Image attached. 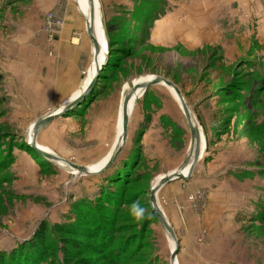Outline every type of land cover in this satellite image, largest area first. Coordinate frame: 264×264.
<instances>
[{"label":"rangeland","instance_id":"rangeland-1","mask_svg":"<svg viewBox=\"0 0 264 264\" xmlns=\"http://www.w3.org/2000/svg\"><path fill=\"white\" fill-rule=\"evenodd\" d=\"M15 1L17 0H0V7L4 4L10 7ZM121 1L98 0L105 39H112L113 41L111 46L113 50L111 53L108 52L106 62L109 59V66L111 67L112 64L116 67L112 66L109 71L107 70L108 73H111L109 77H106L103 73L102 79L98 78L96 80L97 85L102 84V90L99 95H94L97 89L92 90L93 100L89 104H92L96 99L104 100L113 97L114 93L121 94V91L123 93L124 90L129 89L132 83L142 81V79L151 77V75H160L173 81L182 94L191 98L192 101L197 99L196 97H191L197 88V97L211 92L214 96L212 100L217 101L215 104L217 111L202 119L203 125H206V130H211L210 135L213 137L211 148H215L222 135H226V141L238 143L234 148L236 165L248 166L251 169L256 167L263 171L264 132L262 131L263 126L261 125L258 128L257 123H263L264 121V96L261 102H255L254 99L258 98L257 92L254 91L257 79L255 75L252 76V73L249 76L250 67L243 62L227 64L224 60H221V56L224 55L223 51L218 49V51H215L216 48L212 47H207L206 51L193 52L183 47L165 50L148 44L145 40L148 39L149 33L143 23L136 20V16L138 19H142L139 18L140 15H143V11L150 8L152 0H133V3L131 2L130 4H133L132 9L135 11L136 16H134V19L130 18L129 20H127L128 16L126 14L122 15L119 13L120 15L116 16L112 10L116 7L114 5L115 2ZM160 3L161 0L156 3L158 4L157 6H161L162 4ZM75 6L77 9L76 3ZM125 6L129 8L127 5ZM1 12L2 8L0 9V25L5 19ZM17 12V8H10L9 13L11 15L15 16ZM50 12L54 13L62 21L61 26L54 31L56 34L64 25V15L62 11L56 9L48 11L44 18ZM121 33H125V36L122 37ZM46 38L48 42L53 40L50 41L48 35H46ZM115 39L121 40L116 42ZM103 42L108 49V42ZM91 61L92 47L90 64ZM87 72L84 75L85 77ZM1 78L2 75L0 73V80ZM243 82L246 83L248 90H246L247 94L240 98L242 94L240 90L235 88H240ZM262 85H264V82H262ZM249 91H252L255 96L250 97ZM3 102H5V99L0 97V135L6 134L5 139L0 140V164H3L4 158L9 153V136L7 135L11 136V147L14 153L15 149L22 150L20 145L25 142L24 138L28 132L14 131L11 130L10 126H7L5 121H3V117L6 116ZM117 104L116 110H119V103ZM79 106L81 105L79 104ZM163 106H180L171 89L164 85L155 86L136 101L134 110L130 115L131 122L127 132L128 138H126L122 151L115 160H125L132 154L131 150L135 147V144L138 147L135 154L137 160L128 171L127 179L115 186L120 187L124 202L116 211L115 220L111 224L113 228L112 234L116 236L119 243H126L125 245L128 248L126 252L131 254L130 260H126L122 264H171L172 240L168 237L157 218L151 215L149 202L150 189L159 178V174L165 172V169L161 168L163 163L160 162L159 154H144L143 146H141L142 139L137 142L135 139V144L132 145L133 137H131L132 133H134L135 122L138 118L140 119L142 113H145L148 117L150 114L147 110L149 112L157 111ZM178 114L180 122L185 129V134L180 133L171 123L170 125L175 134L172 137H167V142L171 144V149L173 150L172 155L175 163L180 156H182V162L186 161L187 151L190 148L188 125L183 113L180 111ZM194 118L197 123L196 117ZM211 118L216 122V125H214ZM158 125L163 129L162 120ZM74 128V125H69L66 128L67 134L74 135ZM199 130L202 132L200 127ZM177 133H180L181 136H176ZM142 134L135 135L134 133L137 137H142ZM164 134L163 130H161V135L163 136ZM201 136L200 157L201 155L204 157L203 152L206 151L207 145H205L203 132ZM69 144L70 147H76L73 140H70ZM111 148L112 146L108 153ZM22 151L28 153L33 158L32 161L43 160L34 151ZM76 153L79 152L76 151ZM76 156L78 157V155ZM152 157L156 158L152 160ZM14 161L6 168L0 166L1 257L7 259V253L12 251H15L16 256H19V251L21 250L19 244L22 241L29 240L42 227H44L45 238L42 244L38 243V245L39 250L41 247H44V250L43 256L38 258V264H62L63 251L60 248L63 245H69L70 243L65 239H70L75 235L79 236L82 234L83 236H79L80 239H83L85 243H96V246L97 242L91 236H86L80 232L70 234L68 231L56 230V227L64 225V222L79 226V223L74 220L76 213L74 211H77L74 205L77 199L89 197L93 203H102L103 200L98 198V193L100 189L102 190L103 185L108 182L105 181V177L112 172L113 168L110 170L106 169L100 175L79 174L77 171L72 172L75 171L72 169H70L69 173H66L61 172L58 165L51 163L44 165V159L38 171L31 172L28 169L29 171L26 170L25 174H23L24 171L21 172L18 168L11 170L10 167ZM69 161L72 160L70 159ZM128 161L131 162V160ZM96 164L97 162L89 163L88 166ZM63 166L66 167L65 165ZM262 171V175L259 176V172L249 176H246L245 173L236 174V181L244 184L243 186L249 189L250 193L256 190L258 185H260V189H257L259 190V195L257 192L254 195L258 202L255 203V201L250 199L251 202L249 201L248 207L252 208L249 211L246 209L239 211L245 213V215L241 216L239 213V217L238 215L236 216V224L233 228L224 226L210 229L211 227L199 226V229L194 230V227L182 224L172 226L170 224L179 241V250L176 255L178 264H264V171ZM249 180L250 187L247 186ZM205 197L206 195L199 189L196 194H190L187 198L195 205L196 213L198 214L205 207ZM137 202L141 208L145 209V218L140 221H137L132 213V205ZM157 202L161 210L167 213L169 217L176 215V220L177 218L180 219L178 207L174 203H172V206L170 205V201L167 195L163 193V190L157 193ZM104 213L105 211H103ZM106 215H108L106 220L110 222L111 215ZM54 239L57 240L52 245L51 241ZM35 250L39 251L38 249ZM28 251L30 249L24 250L23 256L27 255ZM79 255L88 259L86 264L121 263H114L103 258L97 250H92V248H85L79 252ZM27 258L28 263L34 264V259L36 258L33 251L28 254ZM8 262L9 259L7 264Z\"/></svg>","mask_w":264,"mask_h":264},{"label":"crops","instance_id":"crops-1","mask_svg":"<svg viewBox=\"0 0 264 264\" xmlns=\"http://www.w3.org/2000/svg\"><path fill=\"white\" fill-rule=\"evenodd\" d=\"M132 1L115 2L116 7L112 9L114 14H126L127 20L134 19L136 15L132 9L133 4H130ZM159 1L152 0L150 8L143 11V15L139 17L143 21L136 16V20L142 22L149 33L145 40L148 44L165 50L183 47L196 52L212 47L216 48L215 51H223L221 60L227 64L243 62L250 67L249 76L252 73L257 79L254 91L258 98L254 100L261 102L264 96V0H161L162 5L157 6ZM95 2L101 18L99 2ZM12 7L18 9L15 16L9 13ZM1 8V14L5 18L0 25V97L5 99L3 106L6 114L3 121L11 130L26 133L36 119L58 109L82 90L85 79L95 64H90L92 45L86 33L84 19L73 0H17L12 6L4 4ZM56 9L63 12L64 25L54 35L52 42H48L41 25L45 14ZM144 16H147L146 21ZM120 35L124 37L125 33ZM118 40L121 39H115L120 42ZM106 42L109 45L112 39L106 38ZM105 48L107 49V45ZM158 85L162 84L153 85L141 96ZM197 89L191 96L197 98L193 101L183 95L203 132L207 149L203 152L204 157L201 155L199 158L190 178L185 181L173 179L159 190L167 195L171 206L174 203L178 207L180 219L176 220V215L169 217L162 212L172 226L182 224L194 227V230L199 229V226L211 227L210 229L224 226L233 228L236 216L239 217V213L241 216L245 215L239 211H249L252 208L248 207L250 199L258 202L254 195L256 192L259 195L257 189H260L258 185L250 193L244 184L236 181V174L245 173L249 176L259 172V176L262 175V170L236 165L234 148L238 143L226 141V135H222L216 147L211 148V130H206L202 119L217 111V101L212 100L214 96L211 92L197 97ZM235 89L240 90V98L248 90L246 83ZM249 92V96L253 97L254 93ZM123 94L121 91V94L114 93L108 99H96L92 104L78 105L74 113L56 117L38 132L37 145L64 159L83 163L81 165L88 166L89 163L96 162L101 164L110 154L117 139ZM117 103L119 110H116ZM179 110L182 112L180 106H163L152 112L147 110L150 116L142 113L135 122V135L140 131L143 134L138 139L132 133V145L135 144V139L136 142L142 139L144 154L160 155V162L163 163L161 168L165 172L158 177L182 169L186 162H182L180 156L175 163L171 144L167 142V137L175 134L171 123L180 133L185 134ZM161 120L165 127L163 129L158 125ZM213 122L216 125L214 120ZM257 124L258 128L263 126L264 132V121ZM69 125H74V135L67 134L66 128ZM161 130L165 133L164 137ZM180 133L176 136H181ZM70 140H73L76 147H70ZM14 155L15 161L10 168H18L21 172L24 171L23 174L28 169L31 172L38 171L40 164L44 162V159L32 161L33 158L28 153L19 149H15ZM155 158L152 157V160ZM59 170L70 172L67 166H60ZM248 182L247 186L250 187V180ZM199 189L206 197L205 207L198 214L195 205L187 198L190 194H196Z\"/></svg>","mask_w":264,"mask_h":264},{"label":"trees","instance_id":"trees-1","mask_svg":"<svg viewBox=\"0 0 264 264\" xmlns=\"http://www.w3.org/2000/svg\"><path fill=\"white\" fill-rule=\"evenodd\" d=\"M144 21H146L147 16H144ZM143 21V19H142ZM113 42V41H112ZM112 43L109 42V47H108V52L111 53L113 50L111 48ZM115 66L111 64V67ZM109 66V59L108 61L104 64L102 67L100 74H99V79H102V74L104 73L106 77H109L111 73H108L107 70L109 71L111 69ZM116 67V66H115ZM107 72V73H106ZM245 84V82L241 83ZM98 87V88H97ZM97 89L94 95H99L102 90V84L97 85V82L95 83L93 87V91ZM91 91L85 98L84 102L81 103L80 105H86L89 104L93 98H92V92ZM146 92V91H145ZM77 107L68 111L66 114H72L76 111ZM6 134H1L0 135V140L5 139ZM138 135H141L139 132ZM9 136V150L7 153L8 155L4 158L3 164H0V166H3L2 168L8 167L14 160L15 156L14 153L12 152V147H11V136ZM140 136L137 138L139 139ZM22 150L26 151H33L25 142H22V145H20ZM138 147L135 146L132 148V154L130 157H127L125 160L121 161H115L109 168L107 169H112V172L109 173L105 177V181H108L106 185H103L102 190H99L98 193V198L102 199V203H93L89 197L85 199H77L75 201V207L77 211H74L75 213V218L74 220L79 223V226L76 224H72L69 222H64V225H60V227H56V230L59 231H68V233H83L86 236H91L93 237L97 245L95 246L96 243L91 244V243H85L83 239H80L79 236H83L82 234L79 236H72L70 239H65L68 240L69 245H63L60 249L63 251V263L62 264H86L88 259L85 257H80L79 252L84 250L85 248H92V250H97V252L100 253V256H102L105 259L111 260L114 263H120L125 262L126 260H130L131 254L129 252H126L128 250L126 243H119L117 240L116 236L113 235V228H112V222L115 220V214L116 211L120 208L122 203L124 202V199L122 198L121 195V190L120 187H115L119 183H123L124 180L127 179V174L128 171L130 170L131 166L136 162L137 157H136V152H137ZM8 159V160H7ZM128 160H131L129 162ZM44 165L49 164L48 161L45 160L43 163ZM110 176V177H109ZM109 178V179H108ZM113 184V185H111ZM117 191V192H116ZM103 211L105 213L103 214ZM150 213L151 215L155 216L150 208ZM110 214L111 216V221H107V217ZM156 217V216H155ZM77 223V224H78ZM115 226V225H114ZM42 227L40 231H36L34 233V236L31 237L29 240L22 241L19 246L21 250L19 251V256L15 255V251L7 253V259L4 257H1L0 255V264H7V260L9 259L8 264H31L28 263V254H30L33 251V254L36 259L34 264H38V258L43 256V250L44 247H41L39 250V245L38 243L43 242V239L45 238V233L43 231ZM57 239H54L51 241V244L53 245L54 242H56ZM115 243V244H113ZM40 244V245H41ZM116 247V248H115ZM27 252V255L23 256V251L24 250H29ZM35 249H38L39 251L37 252ZM3 258V259H2ZM33 262V261H32Z\"/></svg>","mask_w":264,"mask_h":264},{"label":"water","instance_id":"water-1","mask_svg":"<svg viewBox=\"0 0 264 264\" xmlns=\"http://www.w3.org/2000/svg\"><path fill=\"white\" fill-rule=\"evenodd\" d=\"M90 1V15L87 20H85L86 23V33L91 41L92 45V59L96 63V69L95 73L92 75V77L88 80L87 84L83 86L82 91H80L78 94H76L74 97L70 98L66 103H64L62 106H60L58 109H56L53 112H50L46 115H43L35 120V122L32 125V131H31V140L27 139L28 134L25 136L24 140L26 144L38 155H40L43 159L47 160L48 162H51L58 166H67L72 170L77 171L79 174H85V175H100L103 173L107 168H109L116 160V158L119 156L120 152L122 151V148L124 146V143L127 138V131H128V125L130 120V115L132 113L133 107L136 103V101L139 99V96H137L134 101L132 108H130L129 104L131 102V99L134 98V94H137V90L139 88H142V94L150 87L156 84H162L169 89L176 95L177 101L179 102L180 108L182 110V113L185 117V120L187 122L189 132H190V149L187 154V160L184 163V167H188L186 175L182 173V169H177L175 171H172L170 173L164 174L157 183L153 184V186L150 189L149 192V202L151 206V210L153 214L156 216L158 222L160 225L164 228L168 236L174 241V248L171 251L170 260L171 264L176 259V255L179 250V241L177 239L176 233L174 232V229L164 216V213L160 209L158 202H157V193L161 189V187L173 180V179H183L187 180L191 177L195 166L198 163V160L200 158L201 153V142H202V136L201 132L199 130V127L196 123V120L194 116L192 115L190 108L185 101L184 95L182 94L181 90L177 87V85L160 75H151V77L145 78L143 81H136L130 85V88L125 90L122 95L121 100V131L120 134L117 136L116 142L112 148V151L108 155L105 163L101 165L97 170H91L85 165H80L75 162L69 161L67 159H64L50 151H42L39 149V147L36 144V138L38 132L50 121L55 119L56 117L60 115H64L68 111L74 109L76 106L81 104L86 96L93 90V87L96 83V80L99 77L100 71L104 64L106 63L107 55L105 60L98 64L97 56L100 53V44L98 42V39L95 35V29H94V18H95V5L94 0H88ZM108 54V53H107ZM141 94V95H142ZM140 95V96H141Z\"/></svg>","mask_w":264,"mask_h":264},{"label":"bare ground","instance_id":"bare-ground-1","mask_svg":"<svg viewBox=\"0 0 264 264\" xmlns=\"http://www.w3.org/2000/svg\"><path fill=\"white\" fill-rule=\"evenodd\" d=\"M75 3H76V5L78 6V12H79V14L83 17V19H84V22H85V20H87L88 18H89V15H90V1H88V0H73ZM94 5H95V18H94V29H95V35H96V37H97V39H98V42H99V44H100V53H99V55L97 56V61H98V64H101L104 60H105V58H106V55H107V53H108V50L105 48V45H104V42L103 41H105V33H104V30H103V26H102V22H101V18H100V16H99V13H98V9H97V4H96V2H95V0H94ZM85 26H86V23H85ZM92 51H93V49H92ZM91 63H95L94 61H93V59H92V61H91ZM95 69H96V63L94 64V66L90 69V72L88 73V77L85 79V84L84 85H86L87 84V82H88V80L92 77V75L95 73ZM141 81V80H140ZM142 81H143V79H142ZM82 91V90H81ZM142 88H139L138 90H137V94H134V98H132L131 99V102H130V104H129V106H130V108H132V105H133V101H134V99L137 97V96H139L140 97V95L142 94ZM175 95V94H174ZM175 97H176V95H175ZM177 99V98H176ZM54 111V110H53ZM120 122H119V130H118V134H117V136L120 134V131H121V112H120ZM30 127V126H29ZM28 132H27V134H28V136H27V139H29V140H31V136H32V134H31V131H32V126L29 128V130H27ZM116 141V140H115ZM37 144V143H36ZM38 146V145H37ZM39 147V149H41L42 151H46L45 149H43L42 147H40V146H38ZM112 151V150H111ZM108 157V156H107ZM107 159V158H106ZM106 161V160H105ZM105 161H103L101 164H96V165H92V166H87L89 169H91V170H97L101 165H103L104 163H105ZM187 170H188V167L186 166L184 169H183V171H182V173L184 174V175H186V173H187ZM72 172H76V171H72ZM161 177H159L157 180H156V182L155 183H157L158 182V180L160 179ZM159 205V204H158ZM160 207V206H159ZM161 209V208H160ZM169 237V236H168ZM170 238V237H169ZM171 239V238H170ZM172 240V239H171ZM172 245H173V248H174V241L172 240ZM173 250V249H172ZM172 264H178V262H177V260L175 259L173 262H172Z\"/></svg>","mask_w":264,"mask_h":264},{"label":"built area","instance_id":"built-area-1","mask_svg":"<svg viewBox=\"0 0 264 264\" xmlns=\"http://www.w3.org/2000/svg\"><path fill=\"white\" fill-rule=\"evenodd\" d=\"M62 21L58 19L54 13H48L44 18L42 29L46 35H48L49 40L51 41L54 36V31L57 27L61 26Z\"/></svg>","mask_w":264,"mask_h":264},{"label":"clouds","instance_id":"clouds-1","mask_svg":"<svg viewBox=\"0 0 264 264\" xmlns=\"http://www.w3.org/2000/svg\"><path fill=\"white\" fill-rule=\"evenodd\" d=\"M132 213L137 221L145 218V209L141 208L138 202L132 205Z\"/></svg>","mask_w":264,"mask_h":264}]
</instances>
